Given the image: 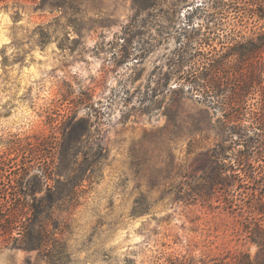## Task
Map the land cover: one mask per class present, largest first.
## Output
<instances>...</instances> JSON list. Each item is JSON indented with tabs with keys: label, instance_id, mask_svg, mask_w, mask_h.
<instances>
[{
	"label": "rangeland",
	"instance_id": "1",
	"mask_svg": "<svg viewBox=\"0 0 264 264\" xmlns=\"http://www.w3.org/2000/svg\"><path fill=\"white\" fill-rule=\"evenodd\" d=\"M159 1L151 13L174 16L164 37L138 27L149 19L140 12L133 21V0H62L57 9L44 8L50 0H0V189L15 179L35 143L41 142L44 158L55 153L56 141L104 148L76 197L51 210L65 249L53 264L210 263L239 252L255 257L238 217L179 201L200 182L196 168L207 160L198 153L220 139L218 114L196 96L184 95L175 105L170 94H158L157 80L176 46L175 31L189 14L195 25L201 22L207 13L194 8L207 0ZM147 43L152 51L138 58L137 48ZM70 100L85 101L75 108V120L90 124L78 139L68 128L63 132L73 113ZM28 260L50 264L0 239V264Z\"/></svg>",
	"mask_w": 264,
	"mask_h": 264
},
{
	"label": "trees",
	"instance_id": "2",
	"mask_svg": "<svg viewBox=\"0 0 264 264\" xmlns=\"http://www.w3.org/2000/svg\"><path fill=\"white\" fill-rule=\"evenodd\" d=\"M61 1L50 0L43 6L62 8ZM133 4V21L140 12H146L149 19L141 20L138 27L155 28L159 37L168 34L173 14L151 13L159 0H133ZM194 9L207 16L195 25L189 14L184 27L175 31L176 46L157 80L161 81L158 94H170L178 106L184 95L196 96L199 103L218 114L214 128L220 139L198 153L207 160L196 168L200 182L183 192L179 201L238 217L244 240L256 248V254L251 258L249 253L239 252L210 263L189 259L180 264H264V0H207ZM137 50V57L143 58L152 46L142 44ZM170 81L175 83L171 88ZM69 104L73 113L63 132L68 128L67 135L78 139L90 126L87 119L75 120V108L85 101L70 100ZM56 142L51 143L56 146L55 153L46 158L41 142L27 149V160L19 161L15 179L0 189L1 242L36 251L50 264L65 250L59 246V225L51 210L73 200L86 174L105 156L97 142ZM38 192L43 194L37 197Z\"/></svg>",
	"mask_w": 264,
	"mask_h": 264
}]
</instances>
